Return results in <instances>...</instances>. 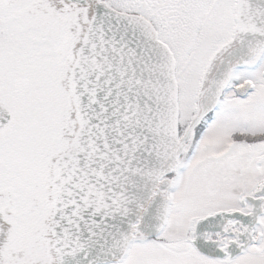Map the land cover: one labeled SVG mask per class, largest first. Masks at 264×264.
<instances>
[{
    "label": "snow or ice",
    "instance_id": "6c2138e0",
    "mask_svg": "<svg viewBox=\"0 0 264 264\" xmlns=\"http://www.w3.org/2000/svg\"><path fill=\"white\" fill-rule=\"evenodd\" d=\"M0 264H264V0H0Z\"/></svg>",
    "mask_w": 264,
    "mask_h": 264
}]
</instances>
